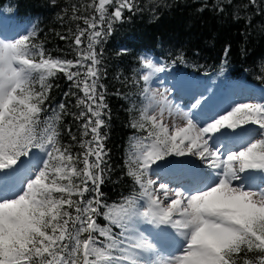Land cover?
Returning a JSON list of instances; mask_svg holds the SVG:
<instances>
[{
    "label": "snow or ice",
    "instance_id": "6c2138e0",
    "mask_svg": "<svg viewBox=\"0 0 264 264\" xmlns=\"http://www.w3.org/2000/svg\"><path fill=\"white\" fill-rule=\"evenodd\" d=\"M88 7L99 18H84L87 28L78 27L75 61L46 56L43 45L33 43L35 29L0 38V264H264V103H237L215 118L205 112L203 96L182 112L167 90L145 86L141 95L147 104L131 126L147 136L130 138L125 161L139 193L119 204L103 202L107 152L101 129L108 106L98 91L104 86L96 45L135 4L98 0ZM86 33L87 48L81 49ZM142 67L150 70L140 77L145 85L164 71L151 59L142 58ZM58 71L84 93L77 105L87 112L81 110L76 119L84 118L82 137L91 139L81 138L84 150L78 155L59 142L65 104L46 115L48 78ZM165 111L184 126L169 128ZM81 157L83 168L77 169ZM169 172L189 173L191 182L173 188L152 178ZM101 216L106 226L97 223ZM141 223L161 233L172 229L182 242L162 256ZM253 252L259 253L255 261L248 258Z\"/></svg>",
    "mask_w": 264,
    "mask_h": 264
},
{
    "label": "trees",
    "instance_id": "16d2710c",
    "mask_svg": "<svg viewBox=\"0 0 264 264\" xmlns=\"http://www.w3.org/2000/svg\"><path fill=\"white\" fill-rule=\"evenodd\" d=\"M93 3L98 0H0V17L5 25L18 31L17 37L35 29L33 43L42 44L46 56L75 61L78 27L87 28L84 18H99L95 8L88 7ZM134 4L135 9L132 12L125 9L123 20L113 23L111 34L96 45L101 59L99 83L104 86L98 91L104 92L108 106L103 110L107 113L103 116L107 126L101 129L106 134L107 156L100 191L103 202L109 205L139 193V186L127 174L125 161L132 143L130 138L147 136V132L131 126L134 120L139 121L140 110L146 105L141 95L145 82L140 79L143 55L155 57L172 74H191L203 83L221 86L243 81L256 94L258 87L264 89V0L255 4L250 0H134ZM113 10L114 6H110L108 15ZM103 28L107 32L106 23ZM82 41L81 49L87 48V33ZM34 75L38 80V74ZM48 83L52 87L45 103L46 115H51L53 108L59 110L60 103L65 104V112L57 124L59 142L78 155L84 150L81 138L91 139L82 137L84 118L76 119L81 110L87 112L77 105V99L84 98V93L59 71L48 78ZM35 87L39 89V84ZM82 159L76 162L77 169L83 168ZM73 180L81 182L78 177ZM97 223L103 227L108 221L101 216ZM113 232L118 234L119 229L113 226ZM258 255L249 253L248 258L255 261Z\"/></svg>",
    "mask_w": 264,
    "mask_h": 264
},
{
    "label": "rangeland",
    "instance_id": "374dc122",
    "mask_svg": "<svg viewBox=\"0 0 264 264\" xmlns=\"http://www.w3.org/2000/svg\"><path fill=\"white\" fill-rule=\"evenodd\" d=\"M21 28L24 30L26 29V25H22ZM17 30H12L8 28L7 25L4 24L2 18L0 17V38H16ZM142 58L144 59H151L154 64L159 66L156 60L152 57H148V55H143ZM150 71L149 69H145L142 67L141 74L143 75L145 72ZM195 78L190 76H185L180 79L166 77V74L163 72H156L151 75L148 84L145 85L151 88L154 92H165L167 90L166 95L168 96L169 100L172 102L174 108H178L180 111H188L190 104L195 102V98H199L203 96L206 100L207 107L205 112L208 115H211L215 118H218L219 115H223L226 111H230L232 107H234L237 103H256L260 102L264 99V89L258 87V94L251 90L250 86L248 89L247 87H243L242 89L239 88L236 84L240 85L243 82H237L232 84H223V87L220 86L218 90V94L214 91L210 90L211 84L203 83L197 84ZM221 98V102L219 104ZM146 101V100H145ZM147 104V101H146ZM165 123L168 124L169 128L175 124L177 127H183L185 121L182 120L178 116H169L167 111L164 114ZM244 127H251L256 128V125H246ZM230 131V130H229ZM256 139L259 138L257 135ZM233 150H239V148H235ZM38 151V150H33ZM24 159V158H22ZM183 159V158H177ZM195 159V158H192ZM170 175H161L159 177L153 176V179H156L158 182H167L169 183L170 187H177L180 183H184L185 180H181L179 183L176 182L177 177L183 178L189 173L186 172H169ZM258 183L259 179L256 178ZM11 183V182H10ZM139 228L141 231H145V235H149L150 239L153 240L154 243L158 241L159 245H163L170 249V252H173L177 246V244L181 243L182 240L180 237L176 236L174 230L167 229L165 233H161L158 229L153 228L151 225L140 224ZM118 232V231H117ZM168 253H164L160 250L162 256L168 255Z\"/></svg>",
    "mask_w": 264,
    "mask_h": 264
}]
</instances>
